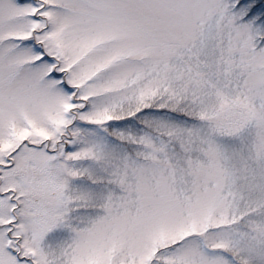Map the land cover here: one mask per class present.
<instances>
[{
  "label": "snow or ice",
  "instance_id": "6c2138e0",
  "mask_svg": "<svg viewBox=\"0 0 264 264\" xmlns=\"http://www.w3.org/2000/svg\"><path fill=\"white\" fill-rule=\"evenodd\" d=\"M0 264H264V0H0Z\"/></svg>",
  "mask_w": 264,
  "mask_h": 264
}]
</instances>
